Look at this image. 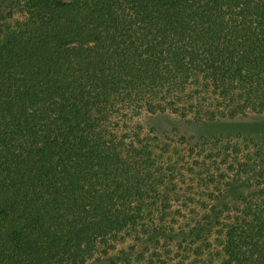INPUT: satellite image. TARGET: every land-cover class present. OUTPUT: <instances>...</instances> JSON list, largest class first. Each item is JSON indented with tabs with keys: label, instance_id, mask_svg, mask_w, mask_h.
<instances>
[{
	"label": "trees",
	"instance_id": "trees-1",
	"mask_svg": "<svg viewBox=\"0 0 264 264\" xmlns=\"http://www.w3.org/2000/svg\"><path fill=\"white\" fill-rule=\"evenodd\" d=\"M250 114L264 0H0V264H264V144L198 134Z\"/></svg>",
	"mask_w": 264,
	"mask_h": 264
},
{
	"label": "rangeland",
	"instance_id": "rangeland-1",
	"mask_svg": "<svg viewBox=\"0 0 264 264\" xmlns=\"http://www.w3.org/2000/svg\"><path fill=\"white\" fill-rule=\"evenodd\" d=\"M169 130L175 131L182 127V124L178 121H170L163 126ZM201 137L213 146L227 145L229 148L233 145H240L241 147H247L246 145L252 146L253 142H258L260 145L264 144V114H250L248 117L233 119V120H216L204 124L202 129L198 132ZM173 138L170 139V155L172 159H181L183 157H188L187 160L190 161L192 157L186 156L184 153L185 145L183 142L179 141L176 135L173 134ZM177 139V140H176ZM247 143V144H246ZM248 146V147H249ZM181 161V160H180ZM177 165H196L193 163H178ZM184 177L188 178L193 175L185 168H179ZM184 185L189 184L191 181L186 179ZM212 252H216L213 250ZM204 259V260H203ZM197 264H220L219 257L215 254L210 256V254H205L202 259H199Z\"/></svg>",
	"mask_w": 264,
	"mask_h": 264
}]
</instances>
